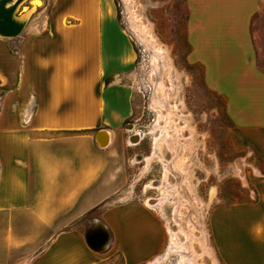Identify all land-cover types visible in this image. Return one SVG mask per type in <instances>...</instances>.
<instances>
[{
    "label": "crops",
    "instance_id": "crops-1",
    "mask_svg": "<svg viewBox=\"0 0 264 264\" xmlns=\"http://www.w3.org/2000/svg\"><path fill=\"white\" fill-rule=\"evenodd\" d=\"M185 2L187 59L225 99L232 146L258 167L256 201L213 217L214 248L224 264H264V1ZM135 60L113 0H0V264H151L165 251L155 211L112 202L132 144ZM98 225L109 239L97 251L86 233Z\"/></svg>",
    "mask_w": 264,
    "mask_h": 264
},
{
    "label": "rangeland",
    "instance_id": "rangeland-1",
    "mask_svg": "<svg viewBox=\"0 0 264 264\" xmlns=\"http://www.w3.org/2000/svg\"><path fill=\"white\" fill-rule=\"evenodd\" d=\"M113 1L136 53L129 80L136 110L129 124L144 135L126 150V178L112 202L139 200L162 219L167 247L157 264H224L211 222L219 211L256 201L250 173L257 163L234 149L225 99L206 88L203 68L187 59L185 0ZM258 30H264V15ZM260 59L264 67V54ZM92 222L90 216L79 228L86 231ZM106 264L123 263L114 256Z\"/></svg>",
    "mask_w": 264,
    "mask_h": 264
},
{
    "label": "bare ground",
    "instance_id": "bare-ground-1",
    "mask_svg": "<svg viewBox=\"0 0 264 264\" xmlns=\"http://www.w3.org/2000/svg\"><path fill=\"white\" fill-rule=\"evenodd\" d=\"M106 14L108 16H113L114 10H113V8L111 6L106 8ZM160 55H161L160 52L155 53L153 55V60L155 62L158 61L160 59V57H161ZM155 62H154V65L156 66ZM159 85H160L159 83H156V89H158V90L162 86V85L161 86H159ZM154 99H155L156 104H158L160 106H163V103H161V101L158 98H154ZM111 137H112L111 133H109L107 131H103L102 133H100L98 135V137H97L98 138V142L100 143V146H103V147L108 146L110 141H111ZM105 232H106V234H108L107 231H106V228H105V231H104V227L102 225H98L95 228L90 230V237L93 239L95 244L101 245V244H103L105 242V237L103 235V233H105ZM159 259L156 260L155 262L151 263V264H157L160 261Z\"/></svg>",
    "mask_w": 264,
    "mask_h": 264
},
{
    "label": "water",
    "instance_id": "water-1",
    "mask_svg": "<svg viewBox=\"0 0 264 264\" xmlns=\"http://www.w3.org/2000/svg\"><path fill=\"white\" fill-rule=\"evenodd\" d=\"M104 131V130H103ZM103 131H100L97 135H96V140H97V142H98V135L100 134V133H102ZM131 141H133V142H139V136H134L132 139H131ZM99 143V142H98ZM100 145V144H99ZM103 235H104V237H105V242L103 243V244H101V245H97V244H95L94 243V241H93V239L90 237V230L89 231H87V233H86V241H87V243H88V245L92 248V249H94V250H101L102 249V247L103 246H105L106 244H107V242H108V234H106V233H103Z\"/></svg>",
    "mask_w": 264,
    "mask_h": 264
},
{
    "label": "built area",
    "instance_id": "built-area-1",
    "mask_svg": "<svg viewBox=\"0 0 264 264\" xmlns=\"http://www.w3.org/2000/svg\"><path fill=\"white\" fill-rule=\"evenodd\" d=\"M127 126H128L127 130L131 133L130 138L132 139L134 136H139V142H140L142 140L143 135H144L143 131L135 130V125H130L129 123H127ZM139 142H136V143H139ZM131 143H135V142L131 141Z\"/></svg>",
    "mask_w": 264,
    "mask_h": 264
}]
</instances>
